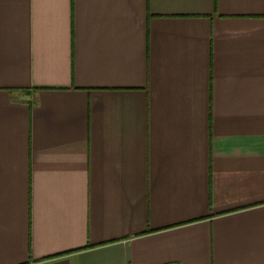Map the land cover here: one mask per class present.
I'll list each match as a JSON object with an SVG mask.
<instances>
[{"label":"crops","instance_id":"1","mask_svg":"<svg viewBox=\"0 0 264 264\" xmlns=\"http://www.w3.org/2000/svg\"><path fill=\"white\" fill-rule=\"evenodd\" d=\"M0 264H264V0H0Z\"/></svg>","mask_w":264,"mask_h":264}]
</instances>
